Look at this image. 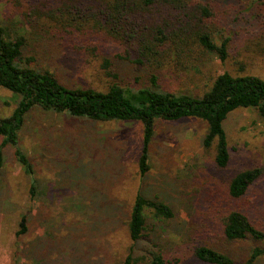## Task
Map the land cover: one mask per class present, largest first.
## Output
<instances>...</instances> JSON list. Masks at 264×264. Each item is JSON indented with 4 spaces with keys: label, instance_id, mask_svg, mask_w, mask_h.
I'll return each mask as SVG.
<instances>
[{
    "label": "rangeland",
    "instance_id": "rangeland-1",
    "mask_svg": "<svg viewBox=\"0 0 264 264\" xmlns=\"http://www.w3.org/2000/svg\"><path fill=\"white\" fill-rule=\"evenodd\" d=\"M216 1L224 26L215 40L232 38L229 57L223 62L210 56L189 86L170 85L176 91L201 95L225 71L264 79V0ZM19 22L9 17L0 0V24L15 29ZM38 61L72 86L97 80L91 69L59 65L50 56ZM125 75L120 76L124 82L137 84ZM17 100L0 87V117L10 115ZM207 125L199 118L158 119L150 144V169L142 176L141 122L95 121L32 109L20 145L34 165L37 196L31 198L30 180L8 147L0 184V264H124L132 246L127 227L137 192L165 201L175 212L169 220L149 217V236L136 245L137 254L158 243L183 264H206L193 251L197 245H208L244 263L260 244L226 241L211 229L209 224L216 221L210 210L215 203L228 201L227 186L237 172L260 167L262 175L250 187L242 210L264 229V120L251 108L229 114L224 128L231 161L225 168L215 164V145L203 146ZM24 215L29 231L19 235ZM254 264H264V257Z\"/></svg>",
    "mask_w": 264,
    "mask_h": 264
},
{
    "label": "trees",
    "instance_id": "trees-1",
    "mask_svg": "<svg viewBox=\"0 0 264 264\" xmlns=\"http://www.w3.org/2000/svg\"><path fill=\"white\" fill-rule=\"evenodd\" d=\"M10 18L19 26L0 24V87L17 97L12 113L0 117V184L11 147L30 180L31 198L37 196L34 165L20 145V134L34 108L95 121H139L143 126L138 160L142 176L150 169V144L158 119L175 121L199 118L208 124L203 146L215 145V164L225 168L231 161L224 122L241 108L257 110L264 120V79L234 75L228 71L213 78L201 95L176 91L173 82L192 83L197 70L210 56L229 57L231 37L217 43L215 34L224 26L216 0H3ZM38 55V56H37ZM51 57L78 71L91 69L96 79L72 86L61 80L38 57ZM244 69V68H242ZM137 84L124 82L120 76ZM183 87V86H182ZM184 89V88H182ZM262 175L260 167L237 172L227 186L228 201L211 206L216 225L209 224L228 242H258L241 264L264 257V229L243 211L250 187ZM169 220L173 208L163 200L137 192L128 220L132 246L124 264H183L166 254L158 243L135 247L150 230L148 219ZM29 231L28 218L19 223V235ZM194 257L206 264H238L233 255L217 247L197 245Z\"/></svg>",
    "mask_w": 264,
    "mask_h": 264
}]
</instances>
